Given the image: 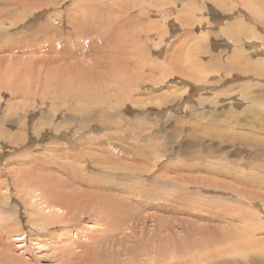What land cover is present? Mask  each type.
<instances>
[{"label": "rangeland", "instance_id": "374dc122", "mask_svg": "<svg viewBox=\"0 0 264 264\" xmlns=\"http://www.w3.org/2000/svg\"><path fill=\"white\" fill-rule=\"evenodd\" d=\"M260 46L264 0H0V264H264Z\"/></svg>", "mask_w": 264, "mask_h": 264}, {"label": "bare ground", "instance_id": "6f19581e", "mask_svg": "<svg viewBox=\"0 0 264 264\" xmlns=\"http://www.w3.org/2000/svg\"><path fill=\"white\" fill-rule=\"evenodd\" d=\"M243 4V2L241 3V5ZM260 49H262V51L264 52V48H262L261 46L259 47ZM140 164V163H139ZM116 168V167H115ZM142 170H144V171H147L146 169H144V168H141ZM117 171H119V170H117ZM112 172H114V171H112ZM116 180H117V177H116ZM40 190V189H39ZM39 193H41L42 194V189L39 191ZM43 194H44V192H43ZM42 194V195H43ZM121 202V201H120ZM107 209V208H106ZM106 214H104L105 216H108V215H110L109 217H111V214L112 213H120V211L119 210H113V209H111L110 207H108V211L107 212H105ZM53 215H57V213H53ZM113 215V214H112ZM119 215H121V214H119ZM116 216V217H115ZM117 216H118V214L117 215H114V217L115 218H117ZM122 216V215H121ZM124 216V215H123ZM120 217V216H119ZM125 217V216H124ZM55 218H57V219H59V218H64V216L63 215H57V216H55ZM106 217H104V219H105ZM111 220H112V218H110ZM109 220V218L107 217V219L105 220V221H108ZM109 222V221H108ZM114 222V221H113ZM106 223V222H105ZM116 223V221L114 222V224ZM119 223V222H118ZM117 223V224H118ZM114 224H112V226L114 225ZM117 224H115L116 226H117ZM115 225H114V228H115ZM124 226V225H123ZM115 229H117V228H115ZM114 230V229H113ZM126 230H127V228H126ZM129 230V229H128ZM132 230V229H131ZM130 230V231H131ZM134 232V228H133V230H132V233ZM115 233V232H114ZM119 234V233H118ZM67 250H70V253H73L74 252V249H73V244L72 243H67V244H65V246L63 247V251H67ZM211 251H213V250H209L208 251V253L210 254V252ZM258 252H264V240L263 241H261L260 242V246H259V248H258V250H257ZM69 252V251H68ZM215 253H213V254H210L205 260H212V259H215V258H217L218 257V255H219V253L215 250L214 251ZM208 253H207V255H208ZM216 253L218 254V255H216ZM126 255V254H125ZM90 256V255H89ZM91 257V256H90ZM80 260L82 261V262H85V257H80ZM132 260V259H131ZM94 262H96L97 264H99L98 263V260L96 259ZM86 263V262H85ZM95 263V264H96ZM172 264V263H171Z\"/></svg>", "mask_w": 264, "mask_h": 264}]
</instances>
